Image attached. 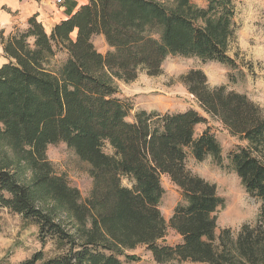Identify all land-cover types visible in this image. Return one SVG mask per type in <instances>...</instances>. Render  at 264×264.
I'll return each instance as SVG.
<instances>
[{
    "label": "trees",
    "instance_id": "obj_1",
    "mask_svg": "<svg viewBox=\"0 0 264 264\" xmlns=\"http://www.w3.org/2000/svg\"><path fill=\"white\" fill-rule=\"evenodd\" d=\"M236 29L234 0H88L49 31L30 16L22 30L0 38L7 61L0 65V139L32 170L29 184L0 168V208L37 226L41 244L53 240L57 254L34 252L18 264H123L126 251L145 245L155 261L204 264H264V109L225 85L208 86L200 69L182 76L200 107L231 135L247 142L222 154L205 117L193 108L172 113L139 111L117 96L114 79L133 80L141 71L157 75L168 56H195L236 67L228 55ZM102 35V54L92 37ZM56 51L66 59L48 68ZM231 80L232 76L230 77ZM65 143L89 166L92 188L79 190L52 172L50 144ZM109 148L110 152L105 149ZM210 157L233 172L245 191L262 202L253 223L233 236L216 234L214 212L224 205L214 183L191 173L187 156ZM167 175L180 190L168 226L180 242L163 240L167 228L159 203ZM125 178L129 185H123ZM64 208L74 230L54 219L47 202Z\"/></svg>",
    "mask_w": 264,
    "mask_h": 264
},
{
    "label": "rangeland",
    "instance_id": "obj_2",
    "mask_svg": "<svg viewBox=\"0 0 264 264\" xmlns=\"http://www.w3.org/2000/svg\"><path fill=\"white\" fill-rule=\"evenodd\" d=\"M156 1L166 6L174 3V0ZM207 1L191 0L197 6H205ZM234 5L236 29L229 45L228 55L235 60L236 67L231 68L216 61H202L195 56L175 55L165 58L157 75H149L141 71L130 81L114 79L113 85L117 89V96L130 105L128 120H133L135 114L142 110L147 113L163 114L193 108L206 119L205 123L195 127L196 134L207 128L218 139L223 155L236 146L247 144L238 136L231 135L219 119L206 113L182 81V76L186 72L200 69L206 75L208 86L225 85L228 90L246 94L264 109V0H234ZM25 26L26 22L3 26L0 38L5 39L12 33L24 29ZM44 28L48 31V28L45 26ZM92 42L100 53L104 54L108 50L102 35L93 36ZM0 47L1 63L7 58L3 53L2 45ZM65 59L64 51H56L49 60L48 68L57 72ZM231 76L233 80L230 79ZM105 150L110 152L109 148ZM46 157L51 164L52 172L76 187L81 200L85 201L92 188L88 164L63 142L48 145ZM186 166L191 173L214 183L217 194L224 199L223 207L214 212L216 234L222 229L229 228L235 236L242 224L255 222L262 209V202L245 191L233 172L216 165L210 157L197 161L188 155ZM0 168L14 172L18 180L23 183L31 182L33 175L31 168L19 160L14 150L2 139H0ZM122 184L129 185L125 178L122 179ZM161 185L164 192L159 209L167 228L163 240L159 242L174 245L180 242L181 237L168 226V222L175 205L180 201V190L165 174L161 176ZM47 205L55 212L56 221L61 222L66 229L74 230L75 221L69 212L49 201ZM39 250L43 252L44 257L60 252L53 240L41 244L37 226L26 224L19 214L0 208V264H18ZM126 252L134 255L135 259L126 261L121 257L123 264H204L178 259L159 263L154 260L145 245H137Z\"/></svg>",
    "mask_w": 264,
    "mask_h": 264
},
{
    "label": "crops",
    "instance_id": "obj_3",
    "mask_svg": "<svg viewBox=\"0 0 264 264\" xmlns=\"http://www.w3.org/2000/svg\"><path fill=\"white\" fill-rule=\"evenodd\" d=\"M87 1L70 0L59 8L50 0H0V31L3 30V26L24 24L34 14L49 31L55 22L65 19ZM6 61L1 62L0 65Z\"/></svg>",
    "mask_w": 264,
    "mask_h": 264
},
{
    "label": "built area",
    "instance_id": "obj_4",
    "mask_svg": "<svg viewBox=\"0 0 264 264\" xmlns=\"http://www.w3.org/2000/svg\"><path fill=\"white\" fill-rule=\"evenodd\" d=\"M57 7H63L70 0H50Z\"/></svg>",
    "mask_w": 264,
    "mask_h": 264
}]
</instances>
